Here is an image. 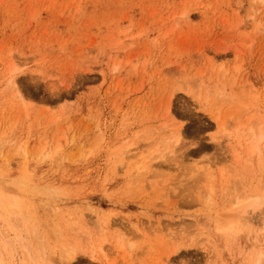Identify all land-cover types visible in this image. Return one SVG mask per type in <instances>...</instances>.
<instances>
[{
    "label": "rangeland",
    "instance_id": "rangeland-1",
    "mask_svg": "<svg viewBox=\"0 0 264 264\" xmlns=\"http://www.w3.org/2000/svg\"><path fill=\"white\" fill-rule=\"evenodd\" d=\"M263 187L264 0H0V264H253Z\"/></svg>",
    "mask_w": 264,
    "mask_h": 264
},
{
    "label": "bare ground",
    "instance_id": "bare-ground-1",
    "mask_svg": "<svg viewBox=\"0 0 264 264\" xmlns=\"http://www.w3.org/2000/svg\"><path fill=\"white\" fill-rule=\"evenodd\" d=\"M260 191H263L264 193V189H261ZM263 193L247 196L245 198H236L234 201H232V207H230L229 209L226 208V211H223L221 214L217 215V220H215L216 227L221 232L230 233L232 237L236 235L237 232L249 230V224L242 223V220L245 219L246 214H249V208L255 210L261 207V205L264 203ZM2 205L3 203L0 201V206ZM22 249L27 250L29 248L23 245ZM24 252L26 253V251ZM27 253L29 254V251ZM253 262V264H264V252H259L253 259Z\"/></svg>",
    "mask_w": 264,
    "mask_h": 264
}]
</instances>
